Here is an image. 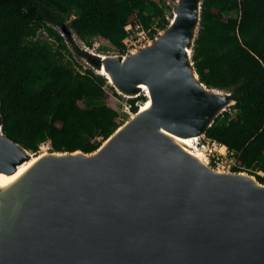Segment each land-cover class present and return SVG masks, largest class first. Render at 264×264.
Returning a JSON list of instances; mask_svg holds the SVG:
<instances>
[{"label": "water", "instance_id": "water-1", "mask_svg": "<svg viewBox=\"0 0 264 264\" xmlns=\"http://www.w3.org/2000/svg\"><path fill=\"white\" fill-rule=\"evenodd\" d=\"M200 1L176 0L174 23L168 20L160 40L117 53L127 58L121 70L109 57L91 59L96 70L104 64L118 86L148 80L151 109L92 157L47 151L64 155L46 157L30 171L28 196L37 207L28 218L22 207L12 237L5 230L11 205L2 200L0 264H264V183L242 172L253 185L204 161L215 174L142 130L143 119L172 132L197 131L207 122L201 136L233 103L227 91L200 82L192 68ZM184 46L196 81L221 95L194 87ZM25 154L32 153L0 131V172L12 173Z\"/></svg>", "mask_w": 264, "mask_h": 264}, {"label": "trees", "instance_id": "trees-1", "mask_svg": "<svg viewBox=\"0 0 264 264\" xmlns=\"http://www.w3.org/2000/svg\"><path fill=\"white\" fill-rule=\"evenodd\" d=\"M175 1L0 0L1 133L32 154L46 142L48 151H94L122 123L115 109L96 102L112 89L107 79L92 62L83 68L72 60L94 58L74 35L121 54L124 25L137 22L152 38L151 27L168 24L164 9L172 16L165 3ZM41 31L45 38L37 37ZM190 60L200 82L233 101L204 135L231 152L230 171L264 183V0H201ZM137 99L143 97L128 98L132 113Z\"/></svg>", "mask_w": 264, "mask_h": 264}, {"label": "bare ground", "instance_id": "bare-ground-1", "mask_svg": "<svg viewBox=\"0 0 264 264\" xmlns=\"http://www.w3.org/2000/svg\"><path fill=\"white\" fill-rule=\"evenodd\" d=\"M174 18L170 19L171 20L170 26L174 23ZM170 26L168 27V29L170 28ZM164 34L165 31H163L159 35H156L154 37V41L152 42V44L160 40V38ZM183 52L185 55L186 66L188 68V72L190 74V78L194 87L203 94L221 95L220 92H214V91L212 92L206 90V88H204L200 83L196 81L195 75L189 69V61L187 58L189 50L187 46L183 47ZM108 57L111 60L118 61L119 70L122 69L123 64L127 60V58L124 55L119 56L118 54H113L111 56L102 55V60H105ZM103 65L104 64H102L101 69L97 70V72L101 73L102 75H105L107 82L113 84L115 86L114 88L117 90L119 94L133 96L136 95L137 93L144 92L147 96V100L144 103L142 102L143 103V104L141 103L142 105L138 104L137 111L128 120L122 122V124H120V126H118L110 136H108L105 140H103L99 145V147L94 152L88 155V154H81L79 151H73L71 152V155L80 156L82 158H88L98 154L101 150H103V148L108 144V142L112 140V138H114L118 134H121L124 131V129L133 122V120H135L139 115H142L151 109V90L148 80L132 82L127 86H118L113 81L110 71L107 70ZM220 109L221 107H219L217 110ZM141 124H142L143 132L147 134L152 140L169 145L186 160H189L197 164L198 166H201L211 172H214L215 174H220L219 171H214L205 165L203 156L200 152L193 151L191 149L192 141L200 136L202 129L207 125V122L199 130L192 132H172L162 127L154 129L147 123L145 119L142 120ZM63 155L64 154H56V153H48V152H42L31 155L25 154L26 159H24L22 162L17 164L12 173L4 174L0 172V208L3 206L2 200L9 201L11 205V211L6 220L7 226L5 230L9 231L11 229L22 207L25 208V216H24L25 218H28L27 213L33 212L34 209L37 207V203H38L36 202L37 200L33 197L29 198L28 196L29 186H32L29 178L30 171L46 157L49 156L58 157ZM231 174H232L231 176L243 177L247 179L251 184L257 185V183L253 180L251 176H248L242 172L231 173ZM8 233H9L8 236L12 237L14 231L13 232L9 231Z\"/></svg>", "mask_w": 264, "mask_h": 264}, {"label": "rangeland", "instance_id": "rangeland-1", "mask_svg": "<svg viewBox=\"0 0 264 264\" xmlns=\"http://www.w3.org/2000/svg\"><path fill=\"white\" fill-rule=\"evenodd\" d=\"M165 5L168 7V9L171 8V10H173V8H174L173 6L171 7V3L170 2L165 3ZM164 12L167 14L168 20L171 19V17L168 16V13H167L166 9H164ZM162 32L163 31H160L157 35H159ZM37 37L45 38V33L41 31V32H39L37 34ZM73 42L78 47L86 50L87 55L90 53L91 56H94L93 60L95 58L97 59V55H113V54H117V51H115L112 47H110L105 41L97 39V38L91 40L90 45L86 46L74 35ZM85 59L86 60H84V57L82 59H78L75 56H73V58H72L73 61H75L78 64L82 65L83 68L88 67L89 63L91 62L86 57H85ZM93 60H92V62H93ZM92 64H94V63H92ZM96 68H97V66H95V64H94L93 67H91V69L95 73H97L96 72L97 71ZM106 83H107V85H110V84H108V82H106ZM138 95L142 96L143 100L145 99L144 101L142 100L143 103L147 100V96H146V94L144 92H141ZM128 98L129 97H126V96H124L122 94H119L117 92V90L113 89V87H112L111 90L108 89V88H105V95L102 98H98L96 100V102H97L98 105H108V106H111L113 109H115L116 112H117L116 121H117L118 124H120V123L125 122L126 120H128L134 114L128 109ZM142 101L140 99H137V100L134 101V104H136V107H137V105L141 104ZM225 108H227V107H225ZM206 137L207 136H205V135H201L198 138H201V140H203V138H206ZM49 149H50V146H49V144L47 142L46 143H42L39 146L38 152L36 154L42 153V152H47ZM209 166L212 167L210 164H209ZM230 166H233V163H230ZM230 166H229L228 170H222V169H217V170L222 171V172H230ZM212 169H215V168L212 167ZM258 174H261V172H258Z\"/></svg>", "mask_w": 264, "mask_h": 264}, {"label": "built area", "instance_id": "built-area-1", "mask_svg": "<svg viewBox=\"0 0 264 264\" xmlns=\"http://www.w3.org/2000/svg\"><path fill=\"white\" fill-rule=\"evenodd\" d=\"M123 29L126 33L121 40V54H128L142 47L160 32L156 27H152L155 30V34L150 38L148 29L142 28L137 22L128 23L124 25ZM191 149L200 152L205 163L210 164L215 169L228 170L230 163L234 165V157L231 152L212 138L206 137L201 140V138L197 137L192 141Z\"/></svg>", "mask_w": 264, "mask_h": 264}]
</instances>
